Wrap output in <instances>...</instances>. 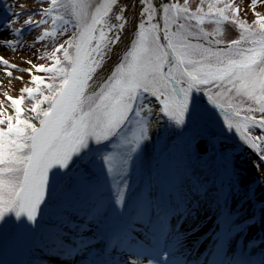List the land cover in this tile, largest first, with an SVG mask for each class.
Here are the masks:
<instances>
[{"label": "snow or ice", "instance_id": "6c2138e0", "mask_svg": "<svg viewBox=\"0 0 264 264\" xmlns=\"http://www.w3.org/2000/svg\"><path fill=\"white\" fill-rule=\"evenodd\" d=\"M139 4L138 20L133 21L121 0H45L36 10L39 18L34 20L33 13L23 25L39 28L35 40L41 43L62 40L44 52L41 59L48 63L27 60L28 67L18 69L0 55L4 75L21 81L23 76L13 75L19 70L29 76L17 95L8 90L0 94V221L13 213L35 223L45 203L59 197L57 223L47 230L50 254L91 255L102 240L104 253L111 256L134 244L138 230L146 232L151 243L167 244L173 217L189 216L210 191L222 192L188 171L161 181L153 179L155 171L150 170L124 217L127 174L142 145L152 138L153 119L163 115L182 128L193 92L203 93L226 128L264 160V13L256 10L264 0H251L250 21L232 0ZM15 22L7 23L11 33L23 35L12 27ZM206 22L215 28L207 30ZM225 22L237 30L236 38L224 39ZM122 43L109 68L106 62ZM16 44L15 39H0V45ZM93 144L109 149L97 159L111 178L119 218L108 211L90 156ZM184 151L189 156L207 154L202 138L186 142ZM53 169L60 170L58 182L50 175ZM213 203L222 209L220 196ZM222 215L221 210L218 219ZM88 222L107 225V234L87 235ZM181 238L176 235L175 242ZM145 256L147 264H167L169 253L154 248L152 253L130 255L128 264H140L138 257Z\"/></svg>", "mask_w": 264, "mask_h": 264}, {"label": "rangeland", "instance_id": "374dc122", "mask_svg": "<svg viewBox=\"0 0 264 264\" xmlns=\"http://www.w3.org/2000/svg\"><path fill=\"white\" fill-rule=\"evenodd\" d=\"M154 2L159 4L161 0H154ZM232 2L239 8L240 15L243 18L249 21L252 19L251 0H232ZM190 3L196 5L198 0H190ZM43 6H45V0H4L0 5V31H2L0 39L9 38L17 41V44L12 47L4 45V50L1 52L10 63L17 64L18 69L28 67L27 60H32L34 63H48L47 60L41 59L44 52L51 51V46H54V43L62 42L59 38L55 42L52 38H47L43 43L36 41L35 37L39 33V28L23 25V21L33 13L35 15L32 18L34 20L38 19L39 13L36 10ZM6 7L10 8L11 11L6 9ZM256 10L264 13V5L257 4ZM15 13L22 14L19 17H15ZM12 19L16 21L12 27L20 28L23 35L17 36L11 33L7 23ZM206 27L207 30L211 31L215 28V25L206 22ZM222 31L226 41L236 38L238 34L234 26L229 25L227 22L223 25ZM13 75L14 77L23 76L24 79L17 81L14 78L7 77L3 74V66L0 65V94L8 90L12 95H17L19 86L29 79L27 73L19 70H13ZM13 87L17 88V91L14 93L12 91ZM193 93L200 94L198 96L205 99L203 93ZM2 98V95H0V99ZM148 99L156 103L154 98L149 97ZM202 99L200 98L199 100L202 102ZM195 107L199 109L201 116H211L214 121L217 120L212 112L206 110L200 104H197ZM190 114L191 110L188 119L192 125L199 124L194 127L198 134L193 138H202L208 151V140H206L203 133L205 127L201 125L204 121H201V119L194 120ZM189 126L187 124L184 127ZM217 130L220 131V134L216 138L218 152L214 154L215 157L212 155L204 160H200L201 156H189L185 153L184 144L186 141L179 144L177 140H172L176 133L174 124L167 117L161 115L159 120L153 119L151 140L142 145L140 153L132 161V166L136 168V171H138L144 181L148 178L150 170L155 171L153 179L161 181L188 171L193 173L196 179L207 183L211 189L216 187L222 188V192L220 193L210 191L208 199L201 201L189 216L185 218L179 216L172 218L173 235L163 247L162 244L158 246L159 242L156 244L159 250L169 253L167 264H169L170 256L184 246L188 235L197 230H202L201 239H198L196 243V245H199V248L201 247V243L206 245L211 241V235H218L216 238L214 237L212 248L206 251L205 255H199L197 258L204 264H229L233 253L238 250L244 251L247 256L249 255L248 257L252 264H264V179H262L264 178V160H261L259 154L255 153L242 140V144L240 142L241 146L237 144L236 146L234 142H239L236 140V138L240 139L239 136L234 130H228L224 123L217 126ZM253 134L258 135L259 132L255 131ZM229 137L234 142L228 141ZM169 145H172V150L168 153L166 149H168ZM158 154H163L164 156V160L160 166L161 170L157 167L156 163V156ZM214 160H217L223 167H228L229 178L227 181L223 176L219 175L218 170L213 166L215 164ZM102 163V159L95 162L97 168L100 170L104 168ZM164 171H166L165 174H163ZM50 175L54 182H58L61 178L59 169H53ZM162 191L163 197L167 200V188L162 189ZM217 196L221 197L222 209L217 208L213 203V200ZM221 210L223 211V215L218 219L216 216L220 214ZM108 211L110 210L108 209ZM40 213H38L37 221L32 223L30 238L38 224ZM115 215L119 216L116 213ZM222 218L226 227L222 226ZM92 225H94L93 222H88L86 234L89 236L94 233L91 227H89ZM211 227H214V231H212ZM179 234H182V238L179 244H177L175 237ZM11 246L9 244L2 252L0 264H15V256L10 251ZM104 247V241H98L96 249L91 255L81 253L74 259L79 264H89V260L91 264H111V258L117 256L121 264H128L130 255L140 256L142 254L134 244L124 249L114 250L111 256H107L104 253ZM195 253L196 251L188 248L185 254L191 257ZM201 253L204 254V252ZM49 259L55 264H70L59 260L58 257H49ZM138 259L140 260V264H147V258L138 257ZM154 259H159V256L157 255Z\"/></svg>", "mask_w": 264, "mask_h": 264}, {"label": "trees", "instance_id": "16d2710c", "mask_svg": "<svg viewBox=\"0 0 264 264\" xmlns=\"http://www.w3.org/2000/svg\"><path fill=\"white\" fill-rule=\"evenodd\" d=\"M207 99V97H206ZM195 104H200L201 106L205 107L206 110L210 111L213 113L214 116H219L217 117V120H213L211 118V116H201L199 113V109H197L195 107ZM191 115L194 119H203L205 121H207L210 124H215L217 125L218 123H222L223 119L222 117L219 115V113L215 110V108L211 107L209 104H207V102H201L196 94L192 93V105H191ZM190 125L189 127H184L186 125ZM183 128L187 129L190 128L192 126V123L188 120V118L186 117V122L184 124ZM194 132H189L187 134V137H190ZM109 150L107 146L104 147H100V146H95L93 144L92 146V151L90 153L91 156V160L93 163V166L95 167V169L97 170V173L99 175V177L101 178V183L103 185V191H106L111 183V178H109L106 174V171L103 169H98L97 168V164H95V162L99 159H97V156L99 153L103 152V151H107ZM103 165V163H102ZM76 165H74L70 171H76ZM104 170V171H103ZM61 179V178H60ZM88 182H85V184L87 185ZM59 197H57L56 199H52L50 198L49 201L46 202V204L43 207V211L40 213V217H39V223H38V227L36 229V234H35V238H34V245L30 248L31 249V255L30 257L26 260L25 264H35V262L37 261V257L40 256L41 254L43 255H47V256H61L63 259H65L66 257H64L63 255H53L47 252V248L51 247V243H50V239L49 236L50 234L48 233V229L53 227L57 221L54 219L55 214H56V206L58 203ZM15 221V215L13 213H9L6 214L5 218L3 219V221H0V254L2 252V250L4 249V247L9 243V241L12 238L13 235V224ZM79 221V220H78ZM100 230H104V227L100 226Z\"/></svg>", "mask_w": 264, "mask_h": 264}, {"label": "bare ground", "instance_id": "6f19581e", "mask_svg": "<svg viewBox=\"0 0 264 264\" xmlns=\"http://www.w3.org/2000/svg\"><path fill=\"white\" fill-rule=\"evenodd\" d=\"M121 3L123 4L125 13H127L129 18H131L133 21L138 20V12L140 8L139 0H121ZM129 27H131V25H129ZM1 35H2V31H0V37ZM123 48H124L123 43L120 45V48H114L113 54L110 56L109 61L106 62L108 63L109 68L111 67V63L116 61V54L120 52V50ZM3 50H4V45H0V55L2 54L1 51ZM12 91L13 93L16 92L17 88L13 87ZM30 231H31V222H29L26 217L21 216L18 221V230H17L18 245L13 244L10 249V251H12L15 256L16 264L20 263L21 259L25 254L26 247L29 244ZM201 234H202V230L201 231L197 230L189 234L187 241L184 244V246L181 248L180 252H183L186 249V247L193 245L194 241L197 242V240L201 237ZM179 253L175 252L173 256H176L177 258L180 255Z\"/></svg>", "mask_w": 264, "mask_h": 264}, {"label": "water", "instance_id": "95a60500", "mask_svg": "<svg viewBox=\"0 0 264 264\" xmlns=\"http://www.w3.org/2000/svg\"><path fill=\"white\" fill-rule=\"evenodd\" d=\"M18 219H19V218H17V223H16V226H15V229H16V230H15V231H16V232H15V241H18V232H17V230H18Z\"/></svg>", "mask_w": 264, "mask_h": 264}]
</instances>
